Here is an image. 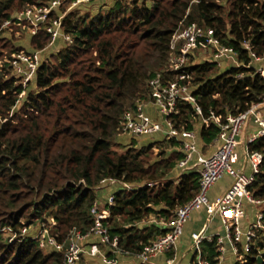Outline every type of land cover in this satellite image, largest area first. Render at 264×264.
I'll use <instances>...</instances> for the list:
<instances>
[{"label":"trees","instance_id":"1","mask_svg":"<svg viewBox=\"0 0 264 264\" xmlns=\"http://www.w3.org/2000/svg\"><path fill=\"white\" fill-rule=\"evenodd\" d=\"M109 1L95 15L67 13L63 28L73 43L41 55L35 79L24 87L6 59L18 50L45 52L51 35L44 29L35 35L27 31L29 49L17 44L19 27L10 30L4 23L49 0H0V264H63L65 249H42L35 235L52 220L60 244L68 245L73 229L88 232L91 208L106 182L155 183L114 193L107 224L121 248L133 254L165 232L157 224L141 228L139 223L152 215L170 220L196 195L198 172L183 174L177 183L168 179L185 157L177 148L181 141L115 150L124 113L151 99L149 81L166 69L180 26L214 29L242 65L220 72L213 58L197 63L192 57L187 72L202 113L196 104L178 101L171 116L176 129L195 130L200 122L198 142L209 145L220 132L214 116L224 123L264 98V77L253 65L256 57L264 58V0ZM249 147L264 156V136ZM250 189L264 200V160ZM32 226L33 233L23 232ZM258 245L263 248L264 242ZM202 248L204 258L217 263L216 242L204 241ZM91 262L82 256L77 264ZM235 264H264V255L260 260L252 249L244 263Z\"/></svg>","mask_w":264,"mask_h":264},{"label":"built area","instance_id":"2","mask_svg":"<svg viewBox=\"0 0 264 264\" xmlns=\"http://www.w3.org/2000/svg\"><path fill=\"white\" fill-rule=\"evenodd\" d=\"M104 0H49L45 5H30L24 11L15 15L4 23L5 28H11L14 24H30L29 31L32 35L40 29L46 30L54 44L62 39L65 44L73 43V36L64 31L63 19L68 11L79 5ZM135 1V0H128ZM68 4L67 10L57 17L52 16L62 5ZM206 47L215 50L213 59L220 65L226 60H232L236 66H241L237 54L233 49L223 46L216 38L214 29L204 28L197 24L179 27L172 37L170 44V57L165 70L157 72L149 81L151 99L148 102L138 101L135 108L127 110L120 123L119 135H154L162 133L166 139L175 138L181 141L185 157L179 163L180 167L192 165L199 174L200 187L196 195L186 204L176 208L170 220H156L151 218L150 223H155L165 230L156 236L139 254L125 251L119 244V236H112L107 224L110 218V208L115 202L114 193L106 200L99 198L93 203L91 215L93 224L88 232L82 234L73 229L68 237V245L57 241V234L53 232L56 225L54 220L50 225L44 224L34 239L42 249H65L63 264H77L85 257H96L101 264H119L120 258L126 257L137 260L136 264H149L152 258L173 251L182 236L184 226L192 213L205 208L209 219L218 217L223 225V232L208 235L206 228L191 234L193 262L191 264H213L203 256L204 241L216 242L218 256L217 263L223 264L225 256L230 251L236 258V262L244 263L246 254L255 250L259 258L264 255V247L258 243L264 242V211H257L255 220L244 227L243 222L247 217L245 203L264 204V200L256 199L251 191V186L260 174L264 156L259 151L250 149V145L264 136V117L261 109L264 108V98L260 103H254L245 112L230 115L226 122H221L219 117H213L220 126L217 138L211 143L214 150L209 154L202 153L196 130H178L174 127L171 116L177 113L178 101H187L196 104L191 87V76L187 69L190 65L192 54L199 48ZM42 51L18 50L11 54L6 61L9 63L12 73L17 76L24 87L32 82L41 66ZM254 56V55H253ZM264 58L256 57V61ZM264 77V71L259 70ZM166 73L175 74L174 79L167 78ZM151 106L161 119L150 115L146 108ZM198 113H202L201 107L196 104ZM253 119L259 126V130L249 136L245 145L246 161L250 172L246 173L233 167L236 148L242 144V135L248 122ZM208 125L209 119H203ZM229 174L233 181L227 191L215 200L210 198V190ZM115 182V181H111ZM121 184L123 190H134L140 187H153L155 183L130 184L116 181ZM142 222H145L143 220ZM26 232V228L23 230ZM175 258H168L165 264H176Z\"/></svg>","mask_w":264,"mask_h":264},{"label":"rangeland","instance_id":"3","mask_svg":"<svg viewBox=\"0 0 264 264\" xmlns=\"http://www.w3.org/2000/svg\"><path fill=\"white\" fill-rule=\"evenodd\" d=\"M110 1L108 0L107 2H94V3H89V4H82V5H79L78 7H76V9H74L75 11H77L78 13L82 14V15H95L96 13L99 12V10L101 9H105L106 7H108ZM69 7L68 4H64L62 5L60 9V15L62 13H64L67 8ZM72 10V9H71ZM69 10V11H71ZM68 11V12H69ZM29 25L30 24H15L13 26H18L19 29L18 31H16L15 33V37L18 40L17 44L18 45H21L23 47H26V48H29L31 49L30 47V43H29V35L27 34V31L28 33H30L29 31ZM13 26L10 28V30H12ZM9 30V32H11ZM65 44V42L60 39L58 40L57 42H55L54 44H49L47 47H46V50L45 52H43L41 55H43V57H47V55H51V53L55 52V51H58L62 45ZM215 53V50H213L212 48H204V47H199L195 52L194 54H192L191 56V59H190V62L192 60V57H193V61L194 62H203L205 60H210L211 58H213V55ZM225 62V63H224ZM222 64L218 65L219 66V71L220 72H225L227 71V69H229L230 67H234L236 66L235 63L232 61V60H226L224 61ZM157 115V113H156ZM155 118H158V119H161L162 117H160L159 115H157V117ZM253 120V119H251ZM201 129V123H197L195 125V130L197 131V133L199 132V130ZM166 139L165 138V135L162 134V133H157V134H154V135H143V136H132V135H118L116 137V141H115V150L119 151V152H124L126 151L131 145H134L136 148L140 149L144 146H147V145H150L151 143H154L156 141H161V140H164ZM199 146H200V149L202 150V153L204 154H209L211 153L213 150H214V146L212 144H209V145H205L204 143L201 142V140H199ZM241 145V144H240ZM241 147L242 146H239L236 148L235 150V157H234V160H233V167L234 168H240L241 164L244 163L245 161V152H243L241 150ZM179 150H182L183 149V146H179L177 147ZM170 152V149H167V152ZM159 153V150L157 147L154 148V156L156 157L157 154ZM194 164V163H193ZM187 165L185 167H180L179 164L178 166L176 167V169L171 173V175L169 176L168 179L170 180H173L175 181V183H177L180 179V177L185 174V172L189 171V170H193V167L192 165ZM250 169L248 170L247 169V173H249ZM233 179L232 177L229 175V174H226L224 176L223 179H221L217 185L214 187V192L217 193V194H220L222 195L227 187H230L231 183H232ZM108 184V182H106L104 185ZM116 190H118L117 188H111V187H106V188H103L101 191H100V196L99 197H102V198H99V199H104L106 197H108L110 194H113L116 192ZM115 191V192H114ZM245 209H246V213L247 215H254L255 212L257 211H264V204H246L245 203ZM151 218H154L155 219V216H149V218H147L145 220V222H141L139 223V226L140 225H144L145 223H150V220ZM205 221V216H203L202 218L201 217H197L196 214L194 213L191 220L188 222L187 225H185V229L183 231V236L181 237V242L183 244V249H186L188 248V246L191 245V241H190V233L192 230H195V229H198L201 225L202 222ZM246 223L243 222V224ZM214 225H217L216 222L214 221L213 223V226L211 228H214L217 226H214ZM199 226V227H198ZM27 233L30 232V233H33L36 229L34 226L32 227H29L28 229H26ZM216 230V229H215ZM15 237H13L14 239ZM180 242V243H181ZM263 242V240L261 241ZM91 259V263L92 264H101L100 260L96 257H88ZM124 258V257H122ZM98 260V261H97ZM235 259H230V261L227 263V264H235L236 262H234Z\"/></svg>","mask_w":264,"mask_h":264},{"label":"crops","instance_id":"4","mask_svg":"<svg viewBox=\"0 0 264 264\" xmlns=\"http://www.w3.org/2000/svg\"><path fill=\"white\" fill-rule=\"evenodd\" d=\"M253 65L258 70H261V71L263 70L264 71V59L263 60H260V61H256ZM146 111L150 115H152L153 117H157L154 108H152L151 106H148L146 108ZM261 113H262V115L264 117V108L261 109ZM258 130H259V126L254 122V120H250L248 122L247 126H246V129H245L243 135H242V139H241L242 144L239 145V146H242L241 147V150L243 152H245V145H246V141L249 138V136L255 134ZM245 161H246V158H245ZM245 161H244V163L241 164L240 168H237V169L244 170L247 173V169L249 170L250 167H249V165H245ZM195 170H196V168L193 169V170H189L187 172L195 171ZM187 172H185V173H187ZM107 186L108 187H111V188H117L118 190H116V192L119 191L122 188L121 187V184L119 182H110V183H108L106 185H103L100 188V191L103 188H106ZM214 187L210 190V198H211V200H215L216 198L222 196L227 191V189L229 188V187H227L226 191L222 195H220V194H217V193L214 192ZM99 196H100V192H99ZM99 198H102V197H99ZM107 198L108 197H106L104 199H101V200L104 201ZM246 204L249 205V203H246ZM194 213L196 214L197 217H201L202 218L203 216H205V221L201 223L200 227L198 226L199 227L198 229L192 230L190 234H192L193 232H198V231H200L202 229H205V228H206V233L208 235H212V234L222 233L223 232V225H222L221 220L217 216L210 220L205 208H201L199 210L194 211L192 213L190 219L188 220V222L191 220V218H192V216H193ZM255 214H256V212L254 213V215H251V214L250 215H247L246 219L244 220V222L246 221V223L243 224L244 227H246L249 223H251V222H253L255 220ZM155 219L157 220V218H155ZM214 221L217 224V225H214V226H217V228L216 227L211 228L213 226ZM188 222L186 223V225L188 224ZM153 224H155V223H145L144 225H140V227L141 228L148 227V226L153 225ZM184 229H185V227H184ZM182 236H183V233H182ZM189 238H190V241H191V245L188 246V248L183 249L184 247H183L182 242L180 241L181 240V238H180L179 239V242L177 243L176 248L173 251H171L169 253H166V254H163V255H160V256H157L155 258H152L150 260V263L149 264H165L167 262V259L168 258H175L176 259V262H177L176 264H191L193 262V259H194L193 251H192V239H191V235H190ZM225 258H226V260H225V262L223 264H227L230 261L231 258L232 259H235L234 262H236L235 256L230 251H228L226 253ZM136 263H137V260L124 257V258H120V263L119 264H136Z\"/></svg>","mask_w":264,"mask_h":264},{"label":"water","instance_id":"5","mask_svg":"<svg viewBox=\"0 0 264 264\" xmlns=\"http://www.w3.org/2000/svg\"><path fill=\"white\" fill-rule=\"evenodd\" d=\"M260 260H261V258H260Z\"/></svg>","mask_w":264,"mask_h":264}]
</instances>
